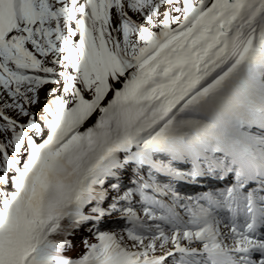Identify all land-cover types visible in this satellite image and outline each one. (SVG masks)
I'll return each mask as SVG.
<instances>
[{
  "label": "snow or ice",
  "instance_id": "snow-or-ice-1",
  "mask_svg": "<svg viewBox=\"0 0 264 264\" xmlns=\"http://www.w3.org/2000/svg\"><path fill=\"white\" fill-rule=\"evenodd\" d=\"M0 264H264V0H0Z\"/></svg>",
  "mask_w": 264,
  "mask_h": 264
},
{
  "label": "rangeland",
  "instance_id": "rangeland-1",
  "mask_svg": "<svg viewBox=\"0 0 264 264\" xmlns=\"http://www.w3.org/2000/svg\"><path fill=\"white\" fill-rule=\"evenodd\" d=\"M132 15H133V18H135V15L134 14H132ZM89 121H91V118L89 119ZM94 122H95V120H93V123ZM85 126L90 127L91 122L88 125L87 121H86L80 130L84 131ZM158 179L162 183H164L161 176H158ZM124 183L128 187H133V185L130 183L129 177H127V176L124 179ZM134 203H135V201H134ZM105 207H107V203H105ZM137 207H138V205H137ZM126 226H127L126 221L123 220L119 216V214H114L112 216L105 217L98 224L95 222L89 223L88 225H85V226L81 227L80 229L76 230L75 234L73 236L69 237V239L72 240L73 247L71 250L66 251L65 255L68 257H71V258H78V257L82 256L87 251V248H86L84 241H87L88 244L99 243L98 235L100 232H121L123 230V228Z\"/></svg>",
  "mask_w": 264,
  "mask_h": 264
},
{
  "label": "bare ground",
  "instance_id": "bare-ground-1",
  "mask_svg": "<svg viewBox=\"0 0 264 264\" xmlns=\"http://www.w3.org/2000/svg\"><path fill=\"white\" fill-rule=\"evenodd\" d=\"M109 95L111 96V93ZM96 118H97V116H96V114H94L93 117L91 118V121H89V120H88L89 122L87 121V124L89 125L91 122V126H92L93 120H95ZM84 128L86 130L87 127L85 126ZM199 183H200V186H196V188H194V189L203 193L204 190H207L206 184L205 183L203 184L201 181H199ZM230 186H231V183H230L229 187ZM211 190H213V191H211ZM211 190L210 191L208 190L207 192H219V191H223L224 188L222 187V185H221V188H220V185H218L217 189L212 188ZM179 193L181 195H184L183 192H179ZM186 194H188V195L193 194V190L186 192Z\"/></svg>",
  "mask_w": 264,
  "mask_h": 264
}]
</instances>
